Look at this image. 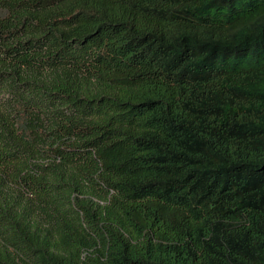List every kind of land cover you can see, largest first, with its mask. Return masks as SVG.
Masks as SVG:
<instances>
[{"label":"trees","instance_id":"16d2710c","mask_svg":"<svg viewBox=\"0 0 264 264\" xmlns=\"http://www.w3.org/2000/svg\"><path fill=\"white\" fill-rule=\"evenodd\" d=\"M0 264H264V0H0Z\"/></svg>","mask_w":264,"mask_h":264}]
</instances>
